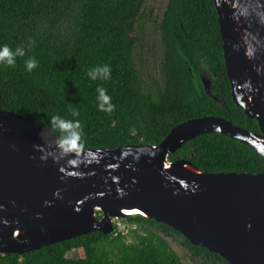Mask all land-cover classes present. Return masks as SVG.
<instances>
[{
    "label": "trees",
    "instance_id": "obj_1",
    "mask_svg": "<svg viewBox=\"0 0 264 264\" xmlns=\"http://www.w3.org/2000/svg\"><path fill=\"white\" fill-rule=\"evenodd\" d=\"M144 0H0V47L24 48L15 66L0 64V110L52 128L53 116L81 123L85 150L158 145L187 120L221 117L252 133L259 125L231 96L223 41L213 0H168L162 18L145 15ZM161 42V81L145 85L133 52L147 23ZM149 24V25H150ZM32 43H29V42ZM37 67L29 72L26 61ZM107 65L111 78L88 73ZM211 77L205 93L201 76ZM98 88L115 109L99 110ZM79 116H72V110ZM190 161L207 173H264V157L250 146L218 132L201 134L169 154V162ZM97 218L101 212L97 211ZM135 226L126 233L93 231L23 254L0 255V264H184L172 239L196 264H229L193 245L174 228L140 214L124 217ZM80 252L77 258L69 253Z\"/></svg>",
    "mask_w": 264,
    "mask_h": 264
},
{
    "label": "water",
    "instance_id": "obj_2",
    "mask_svg": "<svg viewBox=\"0 0 264 264\" xmlns=\"http://www.w3.org/2000/svg\"><path fill=\"white\" fill-rule=\"evenodd\" d=\"M213 3L232 99L260 133L209 116L178 124L158 145L66 156L55 150L59 137L52 128L0 110V255L93 231L110 234L113 219L136 212L229 264H264V173H207L190 161L168 160L187 141L211 132L264 157V0ZM205 75V93L219 101Z\"/></svg>",
    "mask_w": 264,
    "mask_h": 264
},
{
    "label": "rangeland",
    "instance_id": "obj_3",
    "mask_svg": "<svg viewBox=\"0 0 264 264\" xmlns=\"http://www.w3.org/2000/svg\"><path fill=\"white\" fill-rule=\"evenodd\" d=\"M168 0H144L143 9L146 12L145 15H148V10L152 9V17L158 21L162 18L163 12L165 10ZM147 23V28L144 37L141 39L140 44L136 45V48L133 52V59L136 67L141 71V76L145 85H149L152 80L161 81L160 71H159V62L161 60V42L160 35L158 30L154 27L153 23ZM206 77L209 76L206 74ZM124 219V218H123ZM121 223L117 227L118 231L126 232L129 229H132L133 226L127 224L126 222L119 220H113V222ZM171 247L175 252L181 257L184 264H196L191 261L187 252L181 248L176 242L172 239H168ZM80 255V252L73 250L69 253V256L72 258H77Z\"/></svg>",
    "mask_w": 264,
    "mask_h": 264
},
{
    "label": "clouds",
    "instance_id": "obj_4",
    "mask_svg": "<svg viewBox=\"0 0 264 264\" xmlns=\"http://www.w3.org/2000/svg\"><path fill=\"white\" fill-rule=\"evenodd\" d=\"M29 43H32L31 41ZM25 55L24 48H17L15 51L10 49L7 45L0 47V64L7 66H15L16 58L23 57ZM37 67V61L34 58H30L26 61V68L29 72ZM97 73H100L101 80H107L111 78V69L105 65L103 67H97L88 73L92 80L97 79ZM99 96V110L102 112L111 113L115 109V105L111 103V97L107 95L106 90L103 88L97 89ZM72 116H79V112L72 110ZM51 126L57 130L64 132V135L58 139V143L55 146V150L58 153L65 154L66 156L74 155L77 152H83L85 147L82 146L81 127L80 121L77 119L75 122L64 119L59 115L53 116L51 119Z\"/></svg>",
    "mask_w": 264,
    "mask_h": 264
},
{
    "label": "built area",
    "instance_id": "obj_5",
    "mask_svg": "<svg viewBox=\"0 0 264 264\" xmlns=\"http://www.w3.org/2000/svg\"><path fill=\"white\" fill-rule=\"evenodd\" d=\"M113 220H119V219H113ZM122 221H124V220L122 219ZM112 222H113V221H112ZM124 222H125V221H124ZM120 224H121V223H119V222H116V221H114V222H113V228H114V225L116 226V233H117V232H121V231H118V230H117V227H119V226H120ZM127 224H128V223H127ZM134 228H135V226H133V228H132V229H134ZM127 231H128V230H127ZM127 231H126V232H127ZM126 232H121V233H123V234H124V233H126Z\"/></svg>",
    "mask_w": 264,
    "mask_h": 264
},
{
    "label": "flooded vegetation",
    "instance_id": "obj_6",
    "mask_svg": "<svg viewBox=\"0 0 264 264\" xmlns=\"http://www.w3.org/2000/svg\"><path fill=\"white\" fill-rule=\"evenodd\" d=\"M205 73L207 74V72H204V74H205ZM207 75H208V74H207ZM208 76H209V75H208ZM209 79H210V81H211V77H210V76H209Z\"/></svg>",
    "mask_w": 264,
    "mask_h": 264
},
{
    "label": "bare ground",
    "instance_id": "obj_7",
    "mask_svg": "<svg viewBox=\"0 0 264 264\" xmlns=\"http://www.w3.org/2000/svg\"><path fill=\"white\" fill-rule=\"evenodd\" d=\"M127 213H129V212H127ZM130 213H134L135 214L136 212H130Z\"/></svg>",
    "mask_w": 264,
    "mask_h": 264
}]
</instances>
